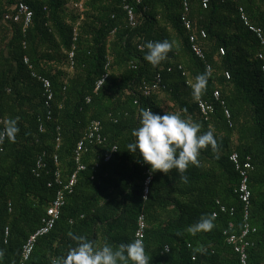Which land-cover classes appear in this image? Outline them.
Masks as SVG:
<instances>
[{"label": "trees", "instance_id": "1", "mask_svg": "<svg viewBox=\"0 0 264 264\" xmlns=\"http://www.w3.org/2000/svg\"><path fill=\"white\" fill-rule=\"evenodd\" d=\"M16 1L0 0V132L9 120L19 127L14 142L0 144V264L20 262L23 244L41 226L60 188L55 173L66 182L75 170L76 144L94 120L100 122L102 141H85V168L25 264H60L77 245L69 233L98 247L131 243L141 214L150 264H241L226 238L238 234L246 221L255 228L247 237V264H264V41L240 13L242 8L264 38V0H207L206 7L203 0H85L76 40L77 16L66 6L76 0H24L32 10L26 29L4 18ZM184 2L192 31L181 20ZM125 4L134 8L135 25L129 23ZM191 32L203 59L190 48ZM164 40L173 49L153 67L145 59V45ZM205 73L207 89L196 99L192 85ZM41 77L51 82L49 101ZM153 83L157 88L146 94L144 87ZM198 100L211 103L213 111L204 116ZM147 109L180 114L198 123L202 133H214L217 148L201 150L199 166L190 165L183 174L187 182L176 169L153 172L138 152L127 150ZM232 153L242 160L249 157L252 166L246 220ZM147 171L151 181L143 198ZM214 212L211 231L194 230Z\"/></svg>", "mask_w": 264, "mask_h": 264}, {"label": "clouds", "instance_id": "2", "mask_svg": "<svg viewBox=\"0 0 264 264\" xmlns=\"http://www.w3.org/2000/svg\"><path fill=\"white\" fill-rule=\"evenodd\" d=\"M145 59L156 67L164 61L172 51L173 44L168 40L147 42ZM208 74H201L192 85L193 96L199 99L207 89ZM19 132L16 120H9L3 132H0V144L5 139L14 142ZM134 142L127 145V150L142 157L143 162L151 166L153 172L159 170L168 174L176 169L182 179L190 165L199 166L198 159L202 149L211 146L217 148L214 133L209 130L201 132V126L180 114L165 113L160 115L150 109L143 110L140 126L133 130ZM214 216L202 217L194 230L211 231L214 227ZM69 235L77 241L60 264H150L144 242L135 239L131 243L114 247L105 243L98 247L84 236ZM2 255V253H0Z\"/></svg>", "mask_w": 264, "mask_h": 264}, {"label": "built area", "instance_id": "3", "mask_svg": "<svg viewBox=\"0 0 264 264\" xmlns=\"http://www.w3.org/2000/svg\"><path fill=\"white\" fill-rule=\"evenodd\" d=\"M137 1H140V0H137ZM84 2L85 0H76V1L69 2L66 5L68 8V11L72 12L74 15L77 16V19H76V22L73 28V40H76V37L78 35L79 23L84 18V13H83ZM202 4L204 7H206L207 0H203ZM124 8L127 11V16H128L130 25H135V15H134L133 6L131 4H125ZM187 12H188V5L186 2H184V12L181 17V20L186 30L192 31V24L190 20L187 18ZM240 13H241V19L244 21V24L247 25L251 31L255 32L257 37L263 43L264 38H263L262 29L255 27L249 23L242 8H240ZM4 18L6 20H12L14 22L22 23L23 29H26L29 26L31 19H32V10L30 9L29 5L24 0H17L15 3H12L11 5H9L7 12H5ZM200 35L202 37L205 36V32L201 30ZM189 42H190V48L193 51V53L197 57L203 59L204 52L202 48L200 47V45L198 44L197 36L194 32H191L189 34ZM74 48L75 46L72 45V48L68 52V60H69L68 69L69 70H71L72 68ZM220 53L221 54L224 53V49L222 47L220 48ZM259 57H262V55H259ZM24 61L27 62V59H25ZM207 69L208 71H210L209 66L207 67ZM261 69H262V73L264 77V64L262 65ZM226 76L227 77L229 76L228 73H226ZM105 77H106V74H104L101 78H99L96 81L95 88H94L95 91L98 90L99 87L103 84ZM41 81L45 89L47 101H49L53 97V93L51 90V82L46 77H41ZM156 88H157V83L146 85L144 87V92L148 94L150 93V91ZM213 96L215 99L219 98L218 90L214 91ZM198 106H199L201 113L204 116H207L210 112L213 111L212 104L208 103L205 100H198ZM225 114L227 117L230 116V113L227 109H225ZM99 131H100V122L97 120L92 121L90 125L88 126L87 131L85 135L83 136V138L79 140L78 143L76 144V148L73 154V159L76 164V168L68 176L66 182H63V180H61V176L59 172L55 173V180L60 185V188L57 190L54 200L51 202V204L47 208V215L46 217L42 219L41 226H39L34 232H32L26 239L25 243L23 244L22 251H21V260L18 264H25V262L31 256V253L34 249L37 238L48 233L51 230V228L54 226L56 220L59 217L60 208L64 204L65 194L70 193L72 191L73 187L75 186L77 182L78 172L85 168V165L81 162L82 152L85 148V141L86 140H89V141L96 140L97 142L100 143L102 141V138H101ZM114 150H115V147L112 148V151ZM109 158H110V154H107L105 156V160H108ZM229 159L233 162L235 169L239 172L240 182H239L237 191H238L240 200L245 205V220H246L248 217L247 208L250 203V195H251L248 189V170L252 166L250 164L249 157H247L245 160H242L239 158L237 153H232L229 156ZM41 165L42 163L40 162V160L37 161V168L41 167ZM150 181H151V174L150 172L147 171V177L145 178V182H144L145 187L143 191V198H146L148 194V185ZM220 210L226 211V208L224 206H221ZM216 215L217 213L214 212L213 216H216ZM137 224H138V227L135 231V237L136 239L142 240L144 236L145 226H146L145 218L143 214L139 215ZM229 227H232V223L229 224ZM254 231H255V228L251 227L249 223H247L246 221L245 224L243 225V228L238 234L236 233H231L229 235L227 234L228 236L226 238V242L228 244L234 245L235 251L239 253L241 264H247V257H248L247 247L250 245V241L248 240L247 237L250 233ZM5 234L6 235L8 234V228L5 229Z\"/></svg>", "mask_w": 264, "mask_h": 264}]
</instances>
